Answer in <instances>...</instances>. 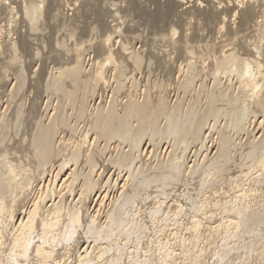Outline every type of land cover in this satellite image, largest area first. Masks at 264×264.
Here are the masks:
<instances>
[{"label":"rangeland","instance_id":"1","mask_svg":"<svg viewBox=\"0 0 264 264\" xmlns=\"http://www.w3.org/2000/svg\"><path fill=\"white\" fill-rule=\"evenodd\" d=\"M200 2L204 4L203 7H201ZM223 2L224 0H219V3ZM241 2L244 3L245 6L240 9L238 8V11L235 12V14L233 10V7L235 6L233 5L234 3L222 10L217 6L218 0H0V132L3 131V134L0 133L2 134L0 135L2 136L1 140L3 139L1 142L3 144L0 143V149H2L5 145L7 146L9 151H12L14 156L19 157L20 161L23 164L19 168V170L22 174H24V176L30 174L29 169L30 165L32 164V155L34 150V147L31 145V142H29V137L26 135V129L24 128L27 127L28 129V126L35 125L36 122L40 120V117L43 119L47 114H49L48 112H50L52 115V113L54 112V107L58 106L57 101L59 102V99L57 101L55 100L59 97H57L55 94H52V92L47 87V85L49 84L47 82L52 79L51 77L58 75L60 69L62 70L72 65L74 60V50L77 45H79L80 47L82 46L84 52L82 60V67H84V71H82L81 78L91 82L90 91H79L77 93L78 100L83 96H89L87 100V111L91 112V109L96 110L98 108L97 105L109 107L110 104L113 102H116L117 104L119 103L117 107L118 109H122L124 104L131 103L133 101H137L140 103L145 100V97L148 98L150 101L149 107L154 110L158 109V104L160 103V101H167L169 106L178 105L184 111H191L193 118L202 116L210 100L214 98L217 99V105L221 109L229 108L228 112L227 110L222 109L223 111L220 113V116H217V119L219 121L217 119L207 120L206 126L208 125L209 128L205 126L206 129L204 127V133H209L211 137L208 138L209 135L204 136L203 134L201 138L203 139L204 136V139H201V142L200 140H197L195 142L191 138H188L189 140L186 139L188 141H182V143L184 144L183 145L181 144V142H178L180 140L177 139V137L175 136L168 135L167 138V135L164 132L163 133L166 136L162 132L159 134L158 132L156 133V131L154 130L147 131L144 136V141L141 144V148L144 147L146 149L147 147H149L151 148V151L149 152L150 154L148 153L149 155L147 154L146 157L144 156L146 155L145 153H143L144 155L140 157L139 151L136 150L138 153L135 151V154L137 153V157L135 160L136 163L133 164L135 167L132 166V168H134L137 175L134 172L136 177L133 176V179L130 180L129 183H132L130 189H136V195L134 196L133 203L130 204V206H132L131 209L130 207H128V210H123L124 213L122 215L126 216L120 226L124 228L122 230V233L120 232L121 230H118L117 235L120 232L119 235L117 236L115 234L114 239L111 238L109 241L106 242L109 246V242L112 245L114 244V240L115 242H117V244H122L120 246L112 245L114 248L110 249L112 250V252L109 250L110 253L107 252L106 256L104 255L102 257V259L104 257L108 259V264H110L112 259L114 264L115 259L118 258V255L119 257L122 256V259L121 257L118 258L115 264H118V261L120 259L121 261L119 262V264H144L145 261V264H163L164 262V264H192V262L194 264H264V258H262L264 257V237H262L264 236V147L263 150L258 153L257 156L253 158L251 157L252 160L250 159V157L247 156L250 144L248 145V148H243L249 143H247L248 138L249 140L259 139V137L256 138L259 134L256 133L258 124L257 121L253 120L254 117L252 116L255 109L252 108V105H248L251 104L248 98H246L240 91L235 90L234 86L237 85L235 82L236 78L232 79V81L230 82V77L228 73L222 75L221 70H219V73H217L218 71L216 72V70L214 69L217 59L222 55L221 51L229 50L232 47L237 52L238 58L242 61H246L253 58L259 59L262 64L264 73V0H241ZM31 5H33L34 10H36L35 16L28 15V8ZM113 5H117V7L114 8ZM230 15H237V20L235 23L229 20L225 25L224 31L222 32L219 29L220 24L224 23L223 17ZM173 30H175V32L177 33L175 36L172 35ZM108 33L111 34L113 43H111V45L109 44L110 46L108 45L104 47L103 44L105 42V36ZM228 47L230 48L228 49ZM110 49L112 56L109 60H107V56L110 55ZM100 70L101 72H99ZM101 73H104L105 76L103 75L102 77L100 75ZM17 81H19V83ZM62 81L66 83L67 87H69L71 90L73 88L77 89L78 82H76L74 79L64 77L62 78ZM231 83L233 85L235 84L234 86H232L234 88L233 90L230 86L232 85ZM22 84L24 85L23 87L21 86ZM92 86H95V89L94 92L91 94ZM227 100H232V102H234L233 105H227ZM3 105L5 106V109ZM63 106L64 111H66L69 116L72 114V118H70V120L72 119L71 122H75L77 113L73 108L76 106L71 104V98L69 97V94L64 95ZM237 107L243 109L247 108L248 110H250V117L248 116L246 118L250 120L249 122L248 120L246 122L244 121L243 125L245 128H241L243 129V132L238 129L240 131V134L238 133V130L237 132L235 131L236 128H233V126H235V122L237 121V115L234 110ZM18 108H21V110L25 114V118H23V120L26 119L24 120V128L23 130H21L22 132L18 133L19 135L15 134L12 129L2 128V121L4 120V118L9 119V117H14V114L17 111L16 109ZM5 110L6 113L4 112ZM146 114L148 115V113ZM45 119L43 120L47 121V119ZM215 121L218 124H216ZM252 121H255V125H251ZM158 122L162 124L160 125V128L158 127L159 130L162 129L161 127H163L164 125L165 127L167 125L165 123V117L160 118ZM131 123H133V126H136L138 120L132 118L129 124ZM214 123L216 124L215 126ZM77 124L80 127L74 133V139L78 136L79 133H81V130H84L86 128V123H84V121H79L77 122ZM211 124H213V127L211 126ZM227 124L228 126L231 125L232 127H228ZM252 126L254 127L253 132L251 131ZM210 127L212 132L209 130ZM249 127L251 128V130H247ZM7 129L10 132H8ZM221 129H223L224 131ZM225 131L226 133H229L228 135L231 134L230 137L234 139L232 140V144L234 145L235 143H239L240 147L234 145L235 147L232 146L234 148L230 149V159L233 160L229 161V163H232L233 161L231 165H233L234 168L228 163V165L231 166L230 170L228 171V167V169L226 170L227 172H219L217 176V171H215L213 167L209 168L210 166H208V164L205 165V163H209L210 161L208 162V160L212 159L213 156H215V152L217 151V145H220V142L218 143V141H221V132ZM248 133L251 134L249 135ZM70 134L71 132H69L68 136H70ZM5 135L7 136V138ZM260 135L261 134H259V136ZM173 137L175 138L173 139ZM117 141L118 143L120 142L117 151L120 147L124 150L129 147L127 143L123 141L121 142V140ZM193 141L194 144H192ZM202 141L203 144H201ZM208 141H211V144ZM70 142L72 143L75 141L73 140ZM185 143H188V145L185 146ZM116 144L117 143H115L114 140L111 141L110 147L104 149L103 153H101L100 151L96 152L97 156L99 157L101 156V154L110 155V153L112 152L115 154L114 146ZM207 145L210 146L208 147ZM236 148L238 149L236 150ZM168 149L171 150V152ZM181 151L184 154L181 153ZM180 154L183 155L180 156ZM173 155L180 156L181 159L185 157L186 160H182L183 166L185 163V167L183 168L182 173L177 176V179L166 178L160 180L159 178H155L154 176L155 179L160 180L154 182V178L152 179V177L154 175L155 170L157 172L158 167L163 163L165 164L167 160L170 161L172 157H174ZM0 157L3 158L1 156V153ZM182 161L179 160V163ZM203 163L205 166L202 165ZM191 164H194L193 167ZM252 164H254V167ZM256 164H258L259 166L257 165L256 167ZM261 164L263 166H261ZM147 168L151 171H149ZM191 168L192 171L189 172ZM201 168L204 169L201 170ZM139 171L142 174H140ZM186 171L189 172H187V176L185 175ZM206 171L210 172V175L208 174L209 176H207ZM244 172L245 177L243 175ZM258 172H261V174ZM107 175H111L110 171L107 172L105 177H108ZM141 176H143V178L144 176H148L147 178L149 180V184L147 186V189L146 187L143 188V185L141 184V186H139L140 189L138 187L139 183H137L136 180L137 177L138 180L139 178L141 179ZM31 178L33 177L31 176L29 179L31 180ZM257 178H259L258 181ZM151 179L152 184L150 183ZM135 183L137 184L134 185ZM194 183L195 185H193ZM237 188L238 190L240 189L245 192L246 189H248L246 193H251V197L249 195L247 196V202L249 200L250 201L248 202L249 208L247 207L248 210H246L247 212L249 211L248 213L250 214H247L245 212L244 215H242L246 217V219L243 218V223L240 221V223H242L239 227L240 229L238 227L236 228L233 224V227L231 228V224H229V226L227 225L228 227H224L223 230L221 229L222 231L219 232L220 229H218L217 226L220 223L223 225L224 220H226V218H233L234 220L241 218V214L239 216L237 215V213L234 214L233 211L235 210V212H237V208L234 205L235 203L231 201L234 199V196L238 191ZM112 189L109 190L108 195L105 197L107 199V203L102 206V209H105L100 210L101 215L103 214L102 216H100V218L105 217V214L107 213V211L105 210L109 209V202L113 201V199H115V197H118V194H120V190L118 192L116 188H114L113 190ZM217 189L219 191L221 190V192H219ZM138 190H140V193L138 192ZM211 193L213 196L211 195ZM177 194L179 195V197ZM136 198L138 202L135 201ZM109 199L111 200L109 201ZM188 200H191L192 202L190 201L188 204ZM206 200L209 202V204L205 206V204L207 203L205 202ZM214 202H216L217 204ZM200 203H203L204 211H206L207 209L205 213L203 212V207L199 208ZM230 203L232 204L231 206ZM155 204L157 205L155 206ZM94 205L97 207L95 201L94 203H92L91 206ZM177 205L180 207H177ZM207 207L211 209V212ZM231 207H235L236 209L233 208V210L230 211L232 209ZM176 208H178L180 211ZM192 208H194L195 210ZM167 209H170L172 211H168ZM254 209L258 211L257 214H253L255 213ZM130 210L132 215L134 214L133 216H131ZM199 210H202V213L200 212L202 214L200 221L202 222L203 217H206L203 220L202 226L200 225L201 223L197 218L201 216V214L197 212ZM250 210L252 211L250 212ZM101 211H104L105 214ZM127 212L128 214H126ZM207 213L209 218L205 216V214L207 215ZM219 213L220 216L222 215L220 218L219 216L217 217ZM252 214L254 217L251 216V220H249L250 217L248 215ZM258 214H260V216H258ZM192 215L194 218L192 217ZM235 215H237L238 217L235 218ZM214 217L216 218V220L214 219ZM211 218L213 219L211 220ZM222 219L224 220L221 221ZM206 220L209 221L206 223ZM142 221L145 225L140 224L142 223ZM137 222L140 227L137 226ZM194 222H197L198 224L200 223V227L197 231L193 230ZM207 224L209 226H207ZM247 224H249L250 226H248ZM243 225L245 226L243 227ZM189 226L192 228H190ZM252 226H255V228H257L258 230L253 228ZM125 228L126 230L129 228L128 232H132L134 228V230L137 231L135 233L133 231L132 233L134 234H131L125 232ZM187 228L189 231L187 230ZM141 229L142 231H140ZM216 229H218L217 233H215ZM241 229L244 231H242ZM144 230H146V232ZM147 231L149 233H147ZM172 231L175 233H173ZM223 231L229 232L225 233ZM210 232H213L211 233L212 235H209ZM236 232H239V235ZM214 233L218 234V238L215 237L216 235ZM219 233H222V236H220L221 234ZM224 233L225 236L223 237ZM129 234L133 239L130 237ZM135 234H138V236L136 235V237ZM192 234H194V236ZM239 236L241 238H239ZM258 236H260V238ZM116 237L119 238L117 239ZM164 241H166L165 244H167V246L164 244ZM106 243L105 245H103L106 246ZM124 244L129 245H126V247ZM160 245H163V249H159V252L157 248H160ZM171 245L175 246L171 247ZM121 246L125 247H123L124 250ZM150 246L152 249L150 248ZM222 247H225L224 249H226V253ZM116 248H118L116 250L117 252H115ZM120 248L122 249L120 250ZM137 248H139L140 250L138 249L137 251ZM63 249L64 248H62V250ZM146 249L149 251H147ZM261 249L263 250L260 252ZM96 250L97 253L100 252V248H96L95 252ZM122 250L124 251V253ZM75 251L76 248H73V250L71 251V257L74 258V261L77 258L75 255ZM119 251L120 253H118ZM129 251L131 253L127 254L129 253ZM142 251L146 252L143 253ZM173 252L175 253L173 254ZM195 252L202 253H199L201 254L199 255ZM113 253L118 254H115V256ZM176 254L179 255L177 256ZM111 255L112 257L114 256L112 259ZM131 255H133L134 258ZM155 255H158L159 258H157L158 256L155 257ZM165 255L168 256L166 257ZM182 255L183 257H181ZM99 256H101V252L99 253ZM161 258L165 259L162 260ZM199 258L202 262L199 260ZM138 259H140L139 262ZM182 259L184 260V263ZM105 260L100 259L97 264H104L103 262ZM132 260L134 261L132 262ZM241 261L243 262L241 263ZM92 263L95 264L96 262H91L90 264ZM33 264H36V262Z\"/></svg>","mask_w":264,"mask_h":264},{"label":"bare ground","instance_id":"2","mask_svg":"<svg viewBox=\"0 0 264 264\" xmlns=\"http://www.w3.org/2000/svg\"><path fill=\"white\" fill-rule=\"evenodd\" d=\"M181 1H185V0H181ZM233 5H235V4H233ZM231 7H233V6H231ZM233 10H234V13L237 12L238 11V7L235 5L233 7ZM28 15L29 16H35L36 15V10H34L33 5H31L28 8ZM219 30H221V29H219ZM109 36H111V34H109V33L105 36V42L103 44L104 47L109 45V42H108V37ZM221 48H223V47H221ZM229 48L230 47H228V49ZM221 52H222V55L217 59L214 69L216 70V72L218 71L217 73H219V70H221V74L222 75H225V74L228 73V75L230 77V79H229L230 82L232 81V79L236 78L235 82H236L237 85L234 84L235 85L234 86L231 83L232 84V85H230L231 89L233 90L235 88L236 91H240L246 98H248L250 100L251 104H248V105H250V106L252 105V108L255 109L254 112L252 111L253 112L252 116L254 117L253 120L257 121L258 127L255 126V127H257V132L256 133L257 134L259 133L261 135L259 136V134H258L256 138L259 137L260 140L259 139H257V140H249V138L248 139L246 138L248 140L247 143L248 142L249 143L247 144V146L243 147V148H248V145L250 144V147L248 148L249 152H248L247 156L250 157V159H251V157L253 158V157L257 156L258 153H260L263 150V147H264V73H263L262 64H261L260 60L256 59V58L249 59V60H246V61L245 60H243V61L240 60L238 58V56H237V52L232 47L229 50H223ZM83 54H84V52H83L82 46L80 47L79 45H77L75 50H74V60H73L72 65L69 66L68 68H65V69H62V70L60 69L59 74L57 73L58 75L51 77L52 79L49 80V82H47V83H49L47 85L48 89L52 92V94H55L57 97H59V98H57L55 100V101H57L59 99V102L57 101V103H58L57 105L58 106L54 107V112L52 113V115H51L50 112H48L49 114H47L43 118V119L46 118L47 121H44L40 117V120H38L35 125L28 126V129H27V127L24 128V125H25L24 120H26V119L23 120V118H25L24 117L25 114L23 113L21 108L16 109L17 111L15 112L14 117H12V118L9 117V119L8 118H4L3 121L1 120L3 122L2 128L12 129V131H14V133L17 134V135H19L18 133L22 132L21 130H23V128L26 129V135L29 137V142H31V145L34 147V150H33V155H32L33 156L32 164L30 165V169H29L30 174H27V175L24 176V174H22L21 171L19 170V168L23 165L22 162L20 161L19 157L14 156L12 151H9L7 146H5V145H4V147L2 149H0L1 156L3 157V158L0 157V264H33L35 262H36V264H72L74 262H75L74 264H90L91 262H96L95 264H97L100 261V259L101 260H103V259L105 260L106 258L104 257L102 259V257L104 255L106 256V253L109 252L110 249H114L112 245H119V244H117V242H115V240H114V244H112V245L109 242L110 246L106 242L109 241L111 238L114 239L115 238L114 236H115V234L117 235V231L118 230L119 231L121 230L120 232L122 233V230L124 228H122L120 226L122 224L123 219L126 216V215L125 216L122 215L124 213L123 210L127 209L128 207H130V209H131L132 206H130V204L133 203L134 196L136 195L135 194L136 193L135 192L136 189H130L132 183L130 184L129 181L133 179V176L136 177V175H137V173L135 172L134 168H132V166H134L133 164L136 163L135 160H136L137 153H138L137 151H139V153H140L139 156L140 157L142 155H144L143 153L146 154V155H144L146 157L147 154L151 151V148H149V147H147L146 149L144 147L141 148V144L144 141V136L147 133V131L148 130H152V131L154 130V131H156V133L158 132L159 134L161 132L162 133L164 132V133H166L167 138H168V135L169 136L170 135L171 136H175V137H177V139L180 140L178 142H181V144H183L182 141L186 142L190 138L192 140H194L195 142L197 140H200V142H201V139H202L201 137H202L203 134H204V136H208L209 135L208 138L211 137L210 134L207 133L206 131H205L206 134L204 133V127L207 124V120L208 119L209 120L210 119H217V116H220V113L223 110H227V112H228L229 108H226V109L222 108L223 109L222 110L217 105V102H218L217 99L214 98V99L210 100V102L207 105V108L204 111V114L202 116L193 118L191 111H189V112L188 111H184L178 105L169 106L167 101L166 102L165 101H160V103L158 104V109L154 110V109L149 107L150 101L146 97H145V100L140 102V103L137 102V101H133L131 103H126V104L123 105L122 109H118L117 105L119 103L117 104L116 102L111 101L113 103H111L109 107H103L101 105H100L101 106L100 107L99 105H97L98 108L96 110H92L91 109V112L87 111V107H88L87 100H88L89 96H87V97L83 96L79 100H78V96H77V93L79 91H90V83L91 82L81 78L82 71H84V69H83L84 67H82V65H83V63H82ZM111 56H112V53H111V49H110V55L107 56V60H109L111 58ZM57 71H59V70H57ZM99 72H101V70ZM100 75L102 77H103V75L105 76L104 73H101ZM51 76H52V74H51ZM64 77H67V78H70V79L72 78L76 82H78L77 83V85H78L77 89L73 88L71 90L69 87H67L66 83H64L62 81V78H64ZM17 82L19 83V81H17ZM17 86H18V84H17ZM21 86L23 87L24 85L22 84ZM232 86H234V88ZM74 89H75V91H74ZM94 89H95V86H92L91 94L94 92ZM65 94H69V97L71 98V104L76 106V107L73 108V109H75V111L77 113V116L75 115L76 116V118H75L76 121L75 122H71L72 119L70 120V118H72V116H71L72 114L69 116L68 113H66V111H64L63 104H64V95ZM79 102H80V104H79ZM233 103L234 102H232V100H227V105L232 106ZM88 104H89V102H88ZM5 106H4V109H5ZM246 109L245 108L244 109L243 108H238V107L236 109H234L235 112H236V115H237V117H236L237 121L235 122V126H233V128L234 129L236 128L235 129L236 132H237L238 129H240L242 131L243 129H241V128L244 127V125H243L244 121L246 122L248 120L246 118L249 116V114H250L249 111L250 110H248V109L246 110ZM4 112L6 113V110ZM51 112H52V110H51ZM146 113H148V115ZM222 114H224V113H222ZM162 117L163 118L165 117V119H166L165 123L167 125H166V127L164 125L163 127H161L162 129L159 130L160 125H162V124H160L158 121ZM132 118H135V120L136 119L138 120V123L136 124V126H133L132 125L133 123L129 124ZM249 120H248V122H249ZM79 121H84V123H86L85 124L86 128L84 130H81V133H79L78 136L75 137V139H74V136H75L74 133L80 127L77 124V122H79ZM216 121H215V123L218 124ZM255 121H252L251 125H253ZM215 123H214V126L216 125ZM250 123H251V121H250ZM158 124H159V126H158ZM228 124H227V126H228ZM230 124H232V123H230ZM211 126L213 127V124H211ZM229 126H231V125H229ZM206 127H208V125ZM206 127H205V129H206ZM221 127H222V125H221ZM247 127H248V125H247ZM214 129H215V127H214ZM223 129H221V130H223ZM234 129H233V131H234ZM249 129L251 130L250 127L247 130H249ZM209 130L211 131V127H210ZM253 130H254V127L252 126V130L251 131L253 132ZM2 132H0V133H2ZM8 132H10V131L8 130ZM69 132H71L70 136H68ZM218 133H219V131H218ZM238 133L240 134V131ZM2 134H0V135H2ZM228 134L229 133H226V131L225 132H221V135H222L221 136V141H218V143L220 142L219 143L220 145H217V149H216L217 151L215 152L216 153L215 156H213V158L210 159L212 157V155H211V157L209 158L210 160H208V162L209 161L210 162L209 163H207V162L205 163V165L208 164V166H210L209 168L213 167L215 169V171H217V173H216L217 176H218L219 172H222V171L225 172L228 169V167H229V169H228V171H229L231 166H233V165H231L233 163V161H232V163H229V161L233 160V159H230V152H231L230 149L234 148L235 147L234 145L240 147L239 143H235L234 145L232 144V140H234V139L232 137H230L231 134L230 135H228ZM219 135H220V133H219ZM204 136H203V139H204ZM253 136H254V134H253ZM175 137H173V139ZM1 138H2V136H0V143L3 140V139L1 140ZM6 138H7V136H6ZM177 139H175V140H177ZM186 139H188V140H186ZM73 140L75 142L71 143L70 141H73ZM113 140L115 141V143H117L114 146L115 154L112 152V153H110V155L109 154H107V155H102L101 154V156L98 157L96 152L100 151L101 153H103L104 149L110 147V142L113 141ZM117 140H121V142L123 141V142L127 143L129 145V147H127V145H126V147H127L126 150H124L123 148L120 147L121 149L119 148L118 151H117V148H118L119 143H120V142L118 143ZM194 141H193L192 144H194ZM214 142H215V140H214ZM188 143L187 144L185 143V146L188 145ZM209 143L211 144V141ZM1 144H3V143H1ZM201 144H203V141H202ZM212 145H213V143H212ZM144 146H146V145H144ZM204 146H205V144H204ZM204 146H203V148H204ZM232 146H234V147H232ZM201 147H202V145H201ZM237 149L238 148H236V150ZM119 150H121V151H119ZM135 151L137 152L136 154H135ZM169 151L171 152V150H169ZM181 153H183V152L181 151ZM186 153H187V151H186ZM245 153H243V154H245ZM182 155L180 154V156H182ZM263 155H261V156H263ZM173 156L174 157H172V159L170 161L167 160V162L165 164L163 163L162 165H160L158 167V169H157L158 170L157 172L155 170L153 177L151 176L152 179L154 178V176H155V178H159L160 180L166 179V178H168V179H170V178L171 179H175L176 178L177 179V176L180 173H182L183 168L185 167V163H184V166H183L182 163L186 159L184 157L185 155L183 156L184 157L183 159H181V157L177 156V155H173ZM206 156H204V157H206ZM238 157H239V155H238ZM179 160H181V161L183 160V161L179 163ZM257 161H258V159H257ZM186 163H188V162H186ZM196 163H197V161H196ZM228 163L231 166L228 165ZM194 164H191L192 167H193ZM245 164H247V163H245ZM198 165H200V164H198ZM202 165H204V163ZM252 165L254 167V164H252ZM257 165L258 164H256V167H257ZM241 166H242V164H241ZM261 166H263V165L261 164ZM197 167H199V166H197ZM233 168H234V166H233ZM251 168H252V166H251ZM203 169L201 168V170H203ZM255 169H257V168H255ZM185 170H188V169H185ZM109 171H110L111 175L110 176L107 175L108 177H105L107 172H109ZM149 171H151V170H149ZM191 171H192V168H191V170L189 172H191ZM253 171H251V172H253ZM134 172H135L136 175L134 174ZM187 172L188 171H186V173H185L186 176L189 173V172L188 173ZM155 173H156V175H155ZM206 173H207V176L210 175V172L206 171ZM258 173L261 174V172H258ZM140 174H142V173L140 172ZM213 174H215V173H213ZM201 175H203V174H201ZM243 175L245 177V172H244ZM31 176L33 178H31V180H30L29 178ZM135 177H134V179H135ZM138 177H137V180H138ZM147 177L148 176H146V177L144 176V178H143V176H141V179L139 178L138 181L136 180V182L139 183L138 187L143 185V188L146 187V189H147V186L149 184V180H148ZM155 178H154V182L155 181H160V180H157ZM198 178H200V177H198ZM152 179L150 180V183L152 182ZM208 179H210V178H208ZM239 179H238V181H239ZM258 179L259 178H257V181H258ZM261 180H262V178H261ZM184 181H186V180H184ZM218 181H220V180H218ZM164 182H166V181H164ZM208 182H206V183H208ZM137 183H135L134 185H136ZM195 183L193 185H195ZM242 184H243V182H242ZM112 188L113 189L116 188L118 190V192L120 190V194H118L119 198L115 197V199H113V201H110L111 199H109V201H110L109 204H108L109 205V209L105 210V211H107L106 214L103 211L104 214H105V217H103L104 219L102 217L100 218V216L103 215V214L101 215L100 210L102 209V206H104L107 203L106 202L107 199L105 197L108 195L109 190L112 189ZM139 189H140V187H139ZM237 190H238V188H237ZM247 191H248V189H246V192ZM138 192L140 193V190H138ZM148 192H149V190H148ZM219 192H221V190ZM246 192L239 189L237 191L236 195L234 196V199L232 198L233 200H231V201H233V203H235L234 205L237 208V210H236L237 212H235V210L233 211L234 214L237 213L238 216L241 214V218L240 219H242V220H240V219L234 220L233 218H226V220L222 219L221 221L224 220L223 225L221 223L220 224L218 223L219 224L218 226L216 225L217 228L220 229L219 232H221L224 227L225 228L228 227L229 224H231V228L233 227V225H235L236 228L237 227L239 228L240 225L243 223L242 221H244L243 218L246 219V217H244L242 215H244L245 212L247 214H250V213H248L249 211L247 212L246 210H248V208H249L248 207V202L250 201L249 200L247 202V196L248 195L250 196L251 193L249 192L250 194H248ZM114 193H116V192H114ZM143 193H145V192H143ZM211 195H212V193H211ZM171 196H172V194H171ZM203 196H204V193H203ZM252 196H253V194H252ZM110 197H112V196H110ZM178 197H179V195H178ZM190 197H193V196H190ZM155 198H157V197H155ZM194 200H196V199H194ZM94 201H95L97 207L95 205L91 206L92 203H94ZM135 201H137V198H136ZM160 201H164V200H160ZM190 201L188 200V204H189ZM205 202H207L206 204L204 203L205 206L209 204V202L207 200ZM216 202H214V203H216ZM143 204H144V202H143ZM193 204H194V202H193ZM200 204H202V205H200ZM200 204H199V208L203 207L202 209H203V212L205 213L207 211V209H206V211H204L203 203H200ZM259 204H261V203H259ZM156 205L157 204H155V206ZM178 205H177V207H180ZM227 205H228V202H227ZM231 205L232 204L230 203V206ZM167 206H168V204H167ZM143 207H141V208H143ZM161 207H162V205H161ZM235 207H233V208H235ZM207 208L209 209V211L211 210L209 207H207ZM233 208L230 211H232ZM104 209H102V210H104ZM176 209L179 210L178 208H176ZM192 209H194V208H192ZM136 210H138V209H136ZM225 210H226V208H225ZM170 211H172V210H170ZM179 211H178V213H179ZM223 211H224V209H223ZM251 211L252 210H250V212ZM128 212L126 214H128ZM163 212H164V210H163ZM197 212H199V213L201 212L202 213V210L201 211L199 210ZM213 212H214V210H213ZM233 212H231V213H233ZM254 212L255 213H253V214H257L258 213V211H256L255 209H254ZM150 213H152V212H150ZM208 213H207V215L205 214V216H207L209 218ZM263 213H264V211H263ZM130 214H131V216L134 215V214L132 215L131 210H130ZM253 214L252 215H248L250 217L249 220H251V216H253ZM155 215H157V214H155ZM212 215H213V213H212ZM228 215H226V216H228ZM237 215H235V218L238 217ZM135 216H136V213H135ZM218 216L220 218L222 215L220 216V213H219V215H217V217ZM258 216H260V214H258ZM160 217H162V216H160ZM166 217H167V215H166ZM192 217H193V215H192ZM201 217H202V214H201L200 217H197L199 219V221H200ZM205 218L206 217H203V220ZM224 218H225V216H224ZM261 218H263V217H261ZM133 219H135V218H133ZM198 219H197V222H198ZM212 219L213 218H211V220ZM214 219L216 220L215 217H214ZM203 220H202V222L200 221L201 224L199 223L201 226H202ZM143 221H142V223H140V222L139 223L143 224ZM173 221H176V220H173ZM208 221L209 220H206V223ZM240 221L242 223H240ZM197 222H194V224L192 223L193 227H194L193 230H196V231L200 227ZM145 223H146V221H145ZM132 224H134V223H132ZM135 225H136V223H135ZM143 225H145V224H143ZM143 225H142V227H143ZM247 225L250 226L249 224H247ZM137 226L140 227V225H138V222H137ZM207 226H209V225L207 224ZM244 226L245 225H243V227ZM252 227L255 228V226H252ZM130 228H132V227H130ZM190 228H192V227H190ZM236 228H234V229H236ZM245 228H243V229H245ZM262 228H263V226H262ZM134 229L132 230V232L134 231V233H135L137 230L135 231ZM169 229H170V227H169ZM218 229H216L215 233H217ZM255 229H257V228H255ZM125 230H126V228H125ZM187 230H188V228H187ZM214 230H215V228H214ZM252 230H254V229H252ZM128 231H129V228L125 232H128ZM140 231H142V229ZM144 231L146 232V230H144ZM199 231H198V233H199ZM242 231H244V230H242ZM261 231H263V230H261ZM132 232H128V233L134 234ZM223 232H225V231H223ZM227 232H229V231H226L225 233H227ZM239 232H236V233L238 234ZM119 233H118V235H119ZM147 233H149V232L147 231ZM173 233H175V232H173ZM211 233H213V232H210L209 235ZM225 233H224L223 237L225 236ZM252 233H253V231H252ZM219 234H221L220 236H222V233H219ZM259 234H261V233H259ZM136 235L138 236V234H135V236ZM192 235L194 236V234H192ZM215 235H216L215 237H217L218 234H215ZM120 236H122V235H120ZM231 236H233V235H231ZM126 237H124V238H126ZM130 237H131V235H130ZM130 237H128V238H130ZM212 237H214V236H212ZM258 237L260 238V236H258ZM262 237H264V236H262ZM226 238H227V236H226ZM239 238H241V237L239 236ZM136 240H138V239H136ZM172 241H174V240H172ZM118 242H119V240H118ZM165 242L166 241H164V244H165ZM227 242H228V240H227ZM105 243H106V246H104ZM100 244H102V245H100ZM120 245H122V244H120ZM165 245L167 246V244H165ZM184 245H186V244H184ZM162 246L160 245V248H157V250L159 251V249H161ZM173 246H175V245H173ZM173 246L171 245V247H173ZM153 247H155V246H153ZM251 247H252V245H251ZM62 248H64V249L62 250ZM73 248H76L75 255H76L77 258L75 259V261H74V258L71 257V251L73 250ZM96 248H100L101 256H99L100 252L97 253V250L95 252ZM122 248H120V250ZM124 248H123V250H124ZM150 248H151V246H150ZM222 248L224 249L225 247H222ZM229 248H231V247H229ZM240 248H241V245H240ZM117 249L118 248L115 249V252H117L116 251ZM138 249L139 248H137L136 250L138 251ZM196 249H199V248H196ZM223 249H222V251H223ZM224 250H225V253H226V249H224ZM262 250L263 249H261L260 252ZM110 251L112 252V250H110ZM147 251H149V250H147ZM170 251H171V249H170ZM201 251H202V249H201ZM145 252H143V253H145ZM183 252H184V250H183ZM183 252H182V254H183ZM219 252H221V251H219ZM118 253H120V251ZM123 253H124V251H123ZM130 253L131 252L129 251V253H127V254H130ZM174 253L175 252H173V254ZM190 253H192V252H190ZM199 253H202V252H199ZM199 253H196V254H199ZM232 253H234V252H232ZM240 253H241V251H240ZM113 254L115 255L116 253H113ZM156 254H157V252H156ZM159 254H161V253H159ZM176 255L178 256L179 254H176ZM199 255H201V254H199ZM131 256L134 258L133 255H131ZM135 256H137V255H135ZM157 256L155 255V257H157ZM163 256H164V252H163ZM113 257L111 255V259ZM120 257L122 259V256H120ZM120 257L118 255V258H120ZM127 257H126V260H127ZM181 257H183V255ZM118 258L115 259L114 264L117 262ZM129 258H130V256H129ZM137 258H139V257H137ZM157 258H159V256ZM191 258H192V256H191ZM224 258H225V256H224ZM262 258H264V257H262ZM121 259L118 261V264L121 261ZM163 259H165V258H163ZM169 259H170V257H169ZM139 260L140 259H138V262H139ZM199 260H200V258H199ZM215 260H216V258H215ZM258 260H259V258H258ZM133 261L134 260H132V262ZM200 261H198V262H200ZM109 262H110V259H109ZM111 262H110V264H113V259L111 260ZM129 262H130V260H129ZM140 262H142V261H140ZM145 262H144V264H145ZM242 262L243 261H241V263ZM258 262H260V261H258ZM103 263L104 264H108V259H106ZM154 263H156V262H154ZM183 263H184V260H183ZM232 263H234V262H232ZM92 264H94V263H92ZM132 264H137V263H132ZM192 264H194V263L192 262Z\"/></svg>","mask_w":264,"mask_h":264},{"label":"snow or ice","instance_id":"3","mask_svg":"<svg viewBox=\"0 0 264 264\" xmlns=\"http://www.w3.org/2000/svg\"><path fill=\"white\" fill-rule=\"evenodd\" d=\"M233 3H234L238 8H243V7L245 6L244 3L241 2V0H224L223 3H219V0H218L217 6H218L220 9L223 10V9L229 7L230 5H232ZM203 6H204V4L201 3V7H203ZM113 7L115 8V7H117V5H113ZM229 20H231V22L235 23L236 20H237V15H230V16H224V17H223V21H224L225 23H221V24H220V29H221L222 32L224 31V29H225V25H226V23H227ZM176 34H177V33L175 32V30H173L172 35L175 36ZM108 42H109V44L113 43V40H112V37H111V36L108 37Z\"/></svg>","mask_w":264,"mask_h":264}]
</instances>
